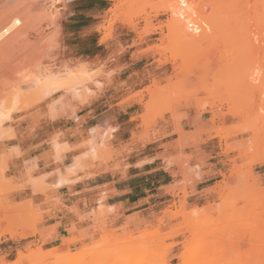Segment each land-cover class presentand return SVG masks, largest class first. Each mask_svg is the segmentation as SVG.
Returning <instances> with one entry per match:
<instances>
[{
    "label": "rangeland",
    "instance_id": "374dc122",
    "mask_svg": "<svg viewBox=\"0 0 264 264\" xmlns=\"http://www.w3.org/2000/svg\"><path fill=\"white\" fill-rule=\"evenodd\" d=\"M13 17L0 144L75 125L81 110L82 158L111 159L95 116L114 105L134 113L125 128H146L136 153L153 171L145 198L101 205L88 243L47 244L38 208L14 196L32 169L18 183L0 154V264H264V0H0V28Z\"/></svg>",
    "mask_w": 264,
    "mask_h": 264
},
{
    "label": "crops",
    "instance_id": "0c3cea01",
    "mask_svg": "<svg viewBox=\"0 0 264 264\" xmlns=\"http://www.w3.org/2000/svg\"><path fill=\"white\" fill-rule=\"evenodd\" d=\"M86 27L94 30L96 25ZM111 67L106 64V68ZM82 114L80 110L75 125L57 130L41 128L31 140H7L0 144V154L8 155L10 175L18 183L28 180L29 168L32 169V184L25 185L14 196L20 198L18 202H31L38 208V228L49 236L47 244H60L82 234L87 237L77 243H88L99 223L96 216L101 205L120 212L134 204V198H145L149 192L146 179L139 181V178L152 173L149 166L153 162L144 153H136L145 147V143L136 138L143 135L146 128L124 127L132 121L134 113L116 109L114 105L105 106L97 113L96 126L101 131L98 145L102 146L105 135L111 131L112 139L107 142L113 157L94 164L89 163L87 156L82 158L87 154L88 148L84 146L89 139L85 124L88 113ZM128 114H131L130 119L121 121L122 115ZM16 149L21 155H17Z\"/></svg>",
    "mask_w": 264,
    "mask_h": 264
},
{
    "label": "bare ground",
    "instance_id": "6f19581e",
    "mask_svg": "<svg viewBox=\"0 0 264 264\" xmlns=\"http://www.w3.org/2000/svg\"><path fill=\"white\" fill-rule=\"evenodd\" d=\"M10 22V21H9ZM20 24H22L21 23V21H20V19H18L17 17H13V19L11 20V22L10 23H7L6 25H4V26H2V28H0V41L2 40V39H4L6 36H8L9 34H11V32L16 28V27H18ZM20 27V26H19ZM189 29L191 28V26H189L188 27ZM82 70V72L84 71V69H81ZM80 72V71H79ZM83 74V73H82ZM84 76L86 75V73L85 74H83ZM83 75H82V77H83ZM88 75V74H87ZM86 75V76H87ZM90 75V74H89ZM88 75V76H89ZM71 77V76H70ZM69 77V78H70ZM74 77H75V80L76 79H78L79 80V78L77 77V75L75 76L74 75ZM80 77V76H79ZM82 77H80V78H82ZM58 78V77H57ZM56 77H54V76H47V77H45L44 78V82L43 83H45V86H47V88L49 89V86H50V90L52 89V88H58V87H61V86H63V84H64V82H63V80H61V79H57ZM73 78V77H72ZM72 78H71V81H72ZM66 80H68V79H65V81ZM75 80H74V82H75ZM84 80H86V79H84ZM73 82V81H72ZM71 83V84H75V83ZM46 83H47V85H46ZM42 85V84H41ZM65 85V84H64ZM67 85V84H66ZM70 85V84H69ZM68 85V86H69ZM77 86V85H76ZM52 87V88H51ZM64 88V87H63ZM71 88V87H70ZM62 89V88H61ZM53 91V90H52ZM62 91V90H61ZM60 92V91H59ZM77 93V92H76ZM74 97V96H73ZM69 100V99H68ZM58 109V108H57ZM10 112V111H9ZM8 114V113H7ZM3 116V115H2ZM6 116V115H5ZM1 117V116H0ZM7 117L9 118V115H7ZM4 118V117H3ZM1 122V121H0Z\"/></svg>",
    "mask_w": 264,
    "mask_h": 264
},
{
    "label": "clouds",
    "instance_id": "9594fccd",
    "mask_svg": "<svg viewBox=\"0 0 264 264\" xmlns=\"http://www.w3.org/2000/svg\"><path fill=\"white\" fill-rule=\"evenodd\" d=\"M112 210H113L112 208L109 209V211H112ZM193 215L196 216L198 215V213L196 211H193Z\"/></svg>",
    "mask_w": 264,
    "mask_h": 264
},
{
    "label": "trees",
    "instance_id": "16d2710c",
    "mask_svg": "<svg viewBox=\"0 0 264 264\" xmlns=\"http://www.w3.org/2000/svg\"><path fill=\"white\" fill-rule=\"evenodd\" d=\"M90 53H91V52L88 51V52H86L85 54L89 55Z\"/></svg>",
    "mask_w": 264,
    "mask_h": 264
}]
</instances>
